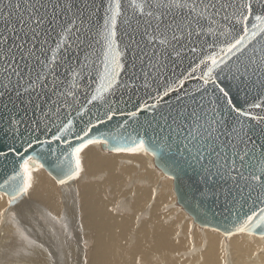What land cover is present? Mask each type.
Wrapping results in <instances>:
<instances>
[{"label": "snow or ice", "instance_id": "snow-or-ice-1", "mask_svg": "<svg viewBox=\"0 0 264 264\" xmlns=\"http://www.w3.org/2000/svg\"><path fill=\"white\" fill-rule=\"evenodd\" d=\"M130 6L137 24L142 18L146 25L139 40L135 29L126 30L131 22L123 19V0H0V104L26 106L24 117L9 121L23 138L0 145V158L21 161L13 182L0 185V191L18 214L30 210L33 171L44 168L32 153L36 145L51 143L40 138L41 124L45 133L55 129L52 141L71 145L74 136L78 142L53 177L63 186L80 177L85 149L108 143L93 136L99 125L118 112L136 117L147 110L153 113L148 125L155 136L169 146L174 143L181 156L188 153L203 170L205 183L211 176L231 180L241 198L251 200L254 209L259 206L245 214L235 233L226 234L259 231L264 238V115L245 110L217 82L218 72L231 70L232 62L236 72L264 84V0H130ZM121 23L126 41L121 40ZM205 49L211 51L202 54ZM185 58L194 66L183 78L173 73L161 92L160 77ZM197 71L198 77L193 75ZM190 79L202 84L194 92L183 91ZM141 89L154 102L137 105L136 111L124 113L113 99ZM170 93L177 100L181 93L189 97L191 107L165 115L160 105ZM250 107L264 109V100ZM77 122L82 126L77 128ZM23 125L31 126L27 136L20 132ZM132 143L114 151L147 150L143 138ZM253 159L261 164L258 169Z\"/></svg>", "mask_w": 264, "mask_h": 264}, {"label": "bare ground", "instance_id": "bare-ground-1", "mask_svg": "<svg viewBox=\"0 0 264 264\" xmlns=\"http://www.w3.org/2000/svg\"><path fill=\"white\" fill-rule=\"evenodd\" d=\"M93 146L81 153L83 171L79 179L80 184L63 192L64 197L44 168L33 171L34 187L30 199L40 204L38 209L47 224L45 228L43 226L42 229L39 227L38 230H32L26 227L24 220L21 227L18 222L20 228L14 227L12 234L15 238L9 243H4V238L0 235V264H73L74 260L81 264L84 263L83 256L86 254V264H221L218 261L225 259V245L232 249V260H235L236 264H264V241L262 242L257 234L247 232L232 235L226 241L218 232L194 228L199 243H195V247L189 250L182 243L189 221L184 220L181 213L169 215L170 211L162 212L161 206H166L171 195L167 181L160 182L157 195L152 198L153 190L149 185L156 180V175L155 171L147 166L146 158L142 159L143 156L137 155L136 152L134 154L137 157L128 158L125 154L126 157L121 159V162L129 165L137 163L139 169H144L146 173L141 176L144 179L140 176L136 179V182L145 184L137 186L132 196L126 200L123 198L126 191L123 192L122 186L126 182L129 183L133 168L131 165L121 167L118 157L114 154V157L110 156L112 153L104 154ZM149 158L147 159L151 160L150 156ZM7 203L6 197L0 193V232L5 228L3 223L13 220H9V215L8 220H2L1 212ZM62 203H65V207ZM61 212L62 219L56 220ZM19 217L25 218V215L19 214ZM77 220L82 233H77L76 230L73 234H68V227H75ZM53 221L56 223H49ZM55 225L57 226L53 227ZM6 229L8 230L7 227ZM171 233L177 235L175 239L179 243L169 239ZM149 237L153 240L147 245ZM80 238L90 244L88 251L83 248L85 244L76 245L81 242ZM201 241L204 243V250L198 247ZM173 251L177 255H174Z\"/></svg>", "mask_w": 264, "mask_h": 264}, {"label": "water", "instance_id": "water-1", "mask_svg": "<svg viewBox=\"0 0 264 264\" xmlns=\"http://www.w3.org/2000/svg\"><path fill=\"white\" fill-rule=\"evenodd\" d=\"M139 2V0H137ZM125 16L124 20L131 22V27L126 30L132 32L135 29L136 39L139 40L143 33L144 21L139 18V24H137L138 16L135 15V10L130 6V0H123ZM102 17V13H101ZM103 19H100L101 31H103ZM125 31V24H120L121 40L126 41L127 37L123 36ZM101 42L102 39H101ZM123 47V43H121ZM219 47V46H218ZM217 47V51H218ZM100 48V45H97ZM102 50V49H101ZM209 49H205L202 54H207ZM231 70L225 68L224 71L218 72L217 82L221 87H225L230 92V95L236 98L239 105L245 110L251 111L253 115H264V109H252L250 107L253 103H258L264 100V84L259 80L251 77L250 75H243L236 72L235 65L229 62ZM194 66L192 60L185 58L183 63L170 66V70L166 76H161L160 91H163L165 83H170L169 78H174L173 73L176 76L183 78V74H186ZM198 77L200 72L197 71L193 74ZM202 81L198 79H190L186 81L183 91L194 92L199 88ZM155 84L153 88H155ZM210 89L211 85L208 86ZM152 91V90H149ZM215 91V89H212ZM156 93L152 91L154 96ZM211 95V92L209 93ZM181 95V100H177L176 93H170L165 100L161 102L160 111L167 115L170 111L175 113L181 107L188 105L191 107L189 97ZM197 101H199L200 93H195ZM113 99L117 102L120 109L124 112L136 111L137 105L143 107L144 103L149 104L154 101L146 94L144 89L132 93H124L121 95L117 93ZM7 103V101H5ZM97 103L100 111L103 112L104 108ZM18 108H12L9 105L5 108L3 104H0V145L11 144L13 139L20 140L21 137L18 133L13 131V127L10 125V119H18L25 116V105L17 102ZM171 105V108L169 107ZM93 113H96V109H93ZM33 113L31 110L27 111L26 118H32ZM94 118V117H93ZM157 119L159 115L157 114ZM153 120V113L144 110L136 117H129L127 115H120L119 112L112 121L105 124H101L94 130L93 136L100 139H107L108 143L103 144L108 150H114L116 147L128 148L133 147V141L143 138L145 141V148L147 151L153 153L154 163L162 170L163 173L169 175L173 179V188L178 203L183 209L192 216L195 223L200 226L214 228L222 233L236 232L238 224L244 219L246 213L250 214V210H258V205L255 207L251 200H245L241 198L235 189L231 180L225 182L219 177L211 176L205 183L203 176V170L200 165L197 164L188 153L180 155V150L174 143L169 146L168 141L162 140L160 137L155 136L148 122ZM250 123H255L254 121ZM82 125L77 122V128ZM31 130L30 125H23L20 128V132L27 136L25 129ZM52 132L45 133L43 131V125L41 124V131L39 133L42 140H49L51 143L46 145H36L35 151L32 153L35 157L39 158V162L44 164V169L52 176H56L60 167L64 166V156L71 152V148L75 147L78 143L74 136H70L72 141L71 145L61 144L57 141H52ZM255 139V137H254ZM19 146V145H17ZM6 150V148L4 149ZM260 150L257 149V157H259ZM74 160V158H73ZM21 161L19 158H13L9 156L7 159L0 158V185H4L6 182H13V177L20 171L19 164ZM179 167L183 168V171H179ZM252 164L258 169L261 164L257 159L252 160ZM74 166V165H73ZM214 171V170H213ZM56 180V179H55ZM2 192V191H0ZM3 193V192H2ZM255 234H259L257 231Z\"/></svg>", "mask_w": 264, "mask_h": 264}, {"label": "rangeland", "instance_id": "rangeland-1", "mask_svg": "<svg viewBox=\"0 0 264 264\" xmlns=\"http://www.w3.org/2000/svg\"><path fill=\"white\" fill-rule=\"evenodd\" d=\"M95 146V145H94ZM93 146V147H94ZM96 148H98L99 150H101V152L102 153H104V154H111L110 156H112V157H114V155H115V157L117 158L118 157V161H119V164H120V166L122 167V166H124V165H129V164H126V163H124V162H121V159H123L124 157H128V158H132V157H137V155H140V156H143L142 157V159H144V158H146L145 159V161L147 162V166L149 167L150 166V168L153 170V171H155V175H156V180L153 182V184H150L149 185V187H151V189L153 190V192H152V194H153V196H152V198L154 197H156V195H157V192H158V190H159V188H160V182H164V181H167V187H168V189H170V191H171V195H170V201L166 204V206L165 205H162L161 207V209H162V212L164 213V212H167V211H170L169 212V215H172V214H175V213H178V214H180L181 215V217L184 219V220H187V221H189V225L187 226L188 227V230H187V232H184V237L182 238V240H183V242L182 243H184V245L185 246H187L188 247V249L190 250V248H191V250L193 249V247H195L194 245H195V243H199V241H198V239H197V236L194 234V228L196 229V230H200V231H206V230H213V231H215V232H218V233H220V235L222 236V238L224 239V240H228L229 239V237L230 236H228L227 234H224V233H221L219 230H217V229H211V228H207V227H203V226H200L198 223H195V221L192 219V217L186 212V211H184L183 210V208H182V206L178 203V201L176 200V195H175V192H174V189H173V179H172V177L171 176H169V175H167V174H165V173H163L156 165H155V163H154V155H153V153H151V152H149V151H137V155H135L136 154V152H127V151H123L122 153L120 152H117V155H116V151H114V150H108V149H105L104 147H103V145L102 144H97L96 146H95ZM106 152V153H105ZM124 153V154H123ZM129 153H130V155H129ZM131 153H133V154H131ZM135 153V154H134ZM114 154V155H113ZM121 155L120 157H119V155ZM125 154H127L126 156H125ZM124 156V157H123ZM145 156V157H144ZM149 156L151 157V160H148V159H150L149 158ZM139 157V156H138ZM120 158V159H119ZM148 158V159H147ZM38 163H40L39 161H38ZM148 163H149V165H148ZM133 164V165H132ZM130 165H131V167L133 168V170H132V175H130V180L128 179V181H129V183L128 182H126V184H124L122 187V190H123V192H125L126 191V194H123V198L124 199H126V200H128L129 199V197L130 196H132V194H133V192H134V190H135V188L137 187V186H140V184H141V186L142 185H144L145 183H141V182H136V179H138L139 178V176L141 177V176H145L146 175V173H144V169H139V167H138V164L137 163H130ZM129 165V166H130ZM45 170V169H44ZM136 171V172H135ZM45 173L53 180V181H55L54 183H55V185L57 186V188L59 189V191H60V194L61 195H63V197H64V193L63 192H65L67 189H74L75 188V186H78L79 184H80V177L78 178V179H76V180H73V181H70L69 183H67V184H65V185H63V186H61V185H59L58 183H57V180H55L46 170H45ZM144 173V174H143ZM81 175V174H80ZM133 176V177H132ZM141 179H144V177H141ZM82 181V180H81ZM85 181H88V180H84V181H82V182H85ZM135 182V183H134ZM74 183V184H73ZM132 183V184H131ZM166 183V182H165ZM77 184V185H76ZM129 185V186H128ZM131 185H133L132 187H130ZM68 186V187H67ZM128 186V187H127ZM126 188V190H124ZM0 193H2V192H0ZM3 194V193H2ZM105 194H107V192H105ZM5 196V195H4ZM6 197V199H7V201H8V199H9V197L8 196H5ZM30 201H31V208H30V210H28V211H26L25 213H24V215H25V218L24 217H19V214L17 213V208L16 207H14V206H10L8 203H7V205H6V207L3 209V211L1 212V216H2V220L3 221H6V220H8V215H9V220L11 219V218H13V220H12V222L10 223V221L8 222V223H6V224H4L3 223V225H4V229L6 230L5 232H4V229H1V232H0V235H1V237H3L4 239H2V240H4L3 242L4 243H9V241L10 240H13V238H15V237H13V232H14V227H16V228H20L21 227V223H22V221L24 220V223H25V225H26V227L27 228H31L32 230H38V228L39 229H42L43 228V226H44V228H45V226H46V222H44V221H46V219H44L43 217V215L40 213V204L38 203V202H36V201H33V200H31L30 199ZM76 201H78V200H76ZM62 202H63V200H62ZM34 203V204H33ZM35 205V206H34ZM62 205H63V203H62ZM37 206H39V207H37ZM165 206V207H164ZM32 207H34V208H32ZM36 207H37V209H36ZM63 207H65V203H64V205H63ZM62 207V208H63ZM144 208H146V207H144ZM9 209V210H8ZM13 209V210H12ZM12 210V211H11ZM16 211V212H15ZM116 211H118V210H116ZM12 212H13V214H12ZM121 212H123V211H121ZM4 213H6V214H4ZM17 213V214H16ZM35 213V214H34ZM62 213L63 212H61V214L57 217L58 219H56V220H60V219H62ZM11 215V216H10ZM29 216H32V217H30L29 218ZM22 218V219H21ZM28 218V219H27ZM34 218L36 219V220H34ZM43 218V219H42ZM14 220H16V221H14ZM42 220V221H41ZM35 221V222H34ZM50 221H52L51 219H50ZM15 222V223H14ZM18 222H20V223H18ZM30 222V223H29ZM78 222V223H77ZM20 225V227H19V225ZM38 223V224H37ZM42 223H44L43 225H42ZM50 224H55L56 222L55 221H53V222H49ZM48 223V224H49ZM67 223V222H66ZM79 224V221L77 220L76 222H75V227H72V226H69L68 227V234H73L74 233V231H76L77 233H82V229H81V227H80V224H79V226H77ZM9 225V226H8ZM16 225V226H15ZM49 226V225H48ZM57 225H55V226H53V227H56ZM65 226V225H64ZM6 227L8 228V230L6 229ZM9 227H11V228H9ZM70 228V229H69ZM74 228H76L75 230H74ZM13 229V230H12ZM49 229H51V228H49ZM80 229V230H79ZM3 232H4V235L5 236H3L2 234H3ZM8 235H10L9 237H8ZM256 235V234H255ZM258 236H259V238L262 240V242L264 241L263 239L264 238H262L261 236H260V234H257ZM239 236H241V235H239ZM6 237V238H5ZM8 237V238H7ZM69 237H70V235H69ZM175 237H177V235L176 234H174V233H171L170 235H169V239L170 240H172V241H175V242H177V243H179L176 239H175ZM242 237V236H241ZM243 238V237H242ZM252 239H254L255 240V237H253ZM81 242H78V244H76L75 242H73V243H75L77 246H79V244L81 243H83V244H85L84 246H83V248L84 249H86V251H88V249H89V245L90 244H86V242H85V239H82V238H80L79 239ZM149 241L146 243L147 245H149V244H151L152 243V240H153V238H151V237H149V239H148ZM11 242V241H10ZM88 245V246H87ZM76 247V246H75ZM198 247L201 249V250H204V243H203V241H201L200 242V244H198ZM202 247V248H201ZM232 249L229 247V246H224L223 247V254H224V258L225 259H221L220 261H218V262H221V264H236V261L235 260H232V258L234 257V255H232V251H231ZM261 250H263V249H261ZM85 251V252H86ZM173 253H174V255H177L176 254V252L175 251H173ZM88 254H86V255H84L83 256V261L85 262V260H86V256H87ZM174 255H172V256H174ZM187 256H189V255H187ZM178 260L179 261H181L180 260V258H178ZM73 261V260H72ZM75 262V263H74ZM83 262H81V264H82ZM73 264H79V262L77 261V263H76V260H74L73 261ZM84 264V263H83ZM246 264H248V263H246Z\"/></svg>", "mask_w": 264, "mask_h": 264}]
</instances>
